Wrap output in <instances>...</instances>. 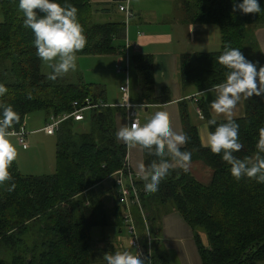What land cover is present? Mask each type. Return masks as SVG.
<instances>
[{
	"label": "trees",
	"instance_id": "obj_1",
	"mask_svg": "<svg viewBox=\"0 0 264 264\" xmlns=\"http://www.w3.org/2000/svg\"><path fill=\"white\" fill-rule=\"evenodd\" d=\"M238 2L176 0L187 20L216 24L220 32L218 51L180 56L179 77L183 86L203 92L222 82L228 69L217 62V57L225 47L240 48L246 59L253 53L259 67L264 66L254 36L257 28L264 27V11L259 14L233 11L234 3ZM58 3L77 9L86 45L76 55L123 53L126 21L94 23L92 0H58ZM260 3L264 9V0ZM0 16V87L4 89L0 93V106L11 105L18 113L19 121L13 129L23 127L27 114L34 111L44 112L47 121L51 114L73 111V102L78 107L86 100L106 104L88 109L81 120L69 118L60 124L55 133L56 164L52 174L23 175L16 162H12L11 180L0 184V264H106L97 255L93 237L96 231L113 224L122 232L120 214L121 209L123 212L126 209L118 203V190L111 175L123 168L127 153L126 144L116 138L124 121V109L107 103L102 86L82 81L68 83L61 77L52 80L41 72L34 34L23 24L18 0H0ZM130 50L131 47L129 53ZM153 65L149 54L137 51L129 54L132 103L144 107L168 101V90L163 89L159 96L154 94ZM243 99V114L232 117L239 125L242 145L234 155L241 160L255 157L260 129L264 128V95ZM197 105L205 122L213 119L202 100ZM179 114L182 130L189 137L181 150L192 154L188 170L170 169L155 193L146 192L144 181L138 179L139 206L136 203L129 206L135 227L129 238L134 235L143 251L149 248L152 264H172L161 249V224L158 227L153 223L177 212L192 232L200 264H264V183L246 176L235 179L222 155L202 146L187 101L179 103ZM86 116L89 129L75 131L74 123ZM214 120L216 125L226 122ZM143 155L146 166L157 160L148 150H143ZM196 162L211 170L208 184L193 177L190 166ZM105 180L112 184L106 192L114 202L111 209L106 207L107 197L100 188ZM133 207L144 232L142 240L132 215ZM201 233L205 235V244ZM129 249L133 250L130 245Z\"/></svg>",
	"mask_w": 264,
	"mask_h": 264
},
{
	"label": "clouds",
	"instance_id": "obj_2",
	"mask_svg": "<svg viewBox=\"0 0 264 264\" xmlns=\"http://www.w3.org/2000/svg\"><path fill=\"white\" fill-rule=\"evenodd\" d=\"M18 9L23 13L24 26L34 34L37 56L51 68L48 78L55 80L74 71L77 67L76 53L86 45L76 7L61 5L58 0H18ZM236 10L244 14L264 11L260 0H239L234 3L233 11ZM217 62L228 71L225 79L214 85L215 99L210 106L215 113L223 114L226 122L216 125V120H207L201 128L202 144L213 154L222 155L235 179L246 176L264 183V128L260 129L255 157L241 160L234 155L242 145L239 142V125L232 119V112L242 96L247 99L253 95H264V66L257 69L240 48L225 47ZM3 91L0 87V93ZM128 107L132 106L129 104ZM201 119H204L203 115ZM18 121L19 115L11 105L0 106V184L11 180L9 168L17 157V149L10 137L15 135L12 129ZM212 125L216 126L210 131ZM116 138L129 147L139 146L141 150H148L157 158L148 166L143 162L136 165V175L144 181V189L148 193L158 191L161 180L170 169L188 170L192 154L182 151L181 146L188 142L189 137L183 130H173L167 111H155L143 124L139 119L123 123L116 132ZM104 260L106 264H146V260L129 250L106 253Z\"/></svg>",
	"mask_w": 264,
	"mask_h": 264
},
{
	"label": "rangeland",
	"instance_id": "obj_3",
	"mask_svg": "<svg viewBox=\"0 0 264 264\" xmlns=\"http://www.w3.org/2000/svg\"><path fill=\"white\" fill-rule=\"evenodd\" d=\"M105 7L108 10H105ZM129 7L132 12V16L128 20V24L125 29H127V36L129 37L128 42L132 44L133 36L136 35V29H141L145 33H151L155 31V28H164L169 25L172 26L178 16L181 15L180 11L176 9L177 4L176 0H130ZM93 16L92 21L94 23H104L109 21H125L123 13L118 11L117 4L109 3V4H94L93 5ZM143 18V19H142ZM1 19V16H0ZM141 20H145L146 22L138 25L136 23H140ZM155 22V23H154ZM142 26V27H141ZM143 28V29H142ZM152 29V30H151ZM260 29H264V27H259L255 30L254 36L257 40L258 48L261 52V57L264 59L263 51V43H264V34L260 33L259 36L257 31ZM141 33V31H140ZM131 34V35H130ZM126 39V38H125ZM218 40H220V33L218 32ZM260 42H262L260 44ZM122 42H117L115 44H121ZM126 44V41L123 42ZM195 45V44H194ZM194 45H189L193 47ZM158 47V46H157ZM214 49H220V45H213ZM132 53V50H130ZM77 67L74 71H69L66 74H62L58 77L64 79V81L68 83H93L94 85L102 86L105 88V98L107 103H121V93L120 86L125 85L126 83V74L125 73H117L116 65L120 60L122 65L125 66V56L122 54H107V55H76ZM247 60L259 66L258 59L254 56V54H250L247 56ZM41 72L45 75H49L51 72V68L48 67L47 63L41 60L40 65ZM134 82L133 73L131 72V86ZM191 103L189 104V108ZM136 111L142 121H146L150 116L146 113L143 107H137ZM88 113H86L87 115ZM44 112L42 111H34L25 117L24 121V131L26 133V140L28 142V149L25 150L18 143V140L15 136H11L10 140L15 145L17 149V157L14 160L16 162L17 168L19 172L23 175H47L52 174L55 171L56 164V142L57 137L55 135H47L44 131H41L37 128H42L44 126ZM192 121L194 124L199 125L204 121L195 118V114L191 113ZM73 128L77 132H86L89 129V116H86L84 120L81 122H75ZM37 129L36 131H33ZM33 131V132H32ZM128 147V150L131 153V158L133 156L134 148L137 147ZM133 160V158H132ZM191 167V166H190ZM192 175L198 181L203 184H208L210 181L211 170L206 168L204 165L199 169L197 166H193L190 168ZM111 181L105 180L102 184L101 191L106 194L107 200L105 202L106 207L111 209L114 206V202L111 198L107 196L106 192L110 191ZM109 190V191H108ZM132 215L135 217V224L137 227V231L142 240L144 236V232L142 226L139 222V215L137 209L133 207ZM126 212L121 209L120 217L123 218L122 224V232L117 231V225L113 224L109 227H105L102 231H96V235L93 237V243L95 245V249L97 255H99V259L101 262H104L105 254H113L116 251L120 250H130L128 239L129 235L126 230V222L125 216ZM133 219V217H132ZM162 225V219H155L153 226ZM147 229V227H146ZM147 232V231H146ZM161 243H163V236L160 232ZM31 237V236H30ZM201 240L205 244L206 238L203 233H201ZM189 243L194 245V250L196 252L195 244L193 243L192 233L188 237ZM126 247V248H125ZM125 248V249H124ZM162 251L166 253L171 262L174 264L179 263V256L175 254L173 250L169 251L166 247H163ZM173 260V261H172Z\"/></svg>",
	"mask_w": 264,
	"mask_h": 264
},
{
	"label": "crops",
	"instance_id": "obj_4",
	"mask_svg": "<svg viewBox=\"0 0 264 264\" xmlns=\"http://www.w3.org/2000/svg\"><path fill=\"white\" fill-rule=\"evenodd\" d=\"M92 3L109 4L113 3V1L92 0ZM177 7L178 8L176 10L180 11L181 15L176 18L177 21H175L172 26L169 27L168 25L164 28H155V31L151 33H145L143 30L135 28L136 35L133 36L132 43H137L139 45L137 52L149 54L153 58L155 96L161 95V91L163 89L168 90V101L144 106V111L148 113L149 116H151L155 111H167L169 113L170 125L173 130H182L179 116V103L181 101H187L190 113L195 114V118L199 120L204 121V119H201L199 115L201 112L197 105V101L200 100L205 103L207 111L213 119H226V117L223 114L215 113L214 110L211 109V101L215 99V92L212 91L213 88L203 92H197L192 87L183 86L179 77V59L183 53L218 51V49L213 48V45H220V40H218L219 28L216 24H203L187 20L178 4ZM104 8L105 7H103V9ZM144 22L146 21L141 20L140 23L138 22L136 24L138 26ZM260 33L264 34V29L257 31L258 36ZM127 39H129V37H127ZM256 40H258V38ZM261 43L262 42H260V44ZM189 45L194 46L190 47ZM262 47V52H264V43ZM262 60L264 64L263 57ZM259 66H257V69H259ZM190 103L192 105L190 106L191 108H189ZM108 104L116 107L119 106L118 104L120 103ZM243 110L244 99L242 96L232 112V117L242 115ZM44 118L45 117H43L45 123L46 121ZM123 120V123H126L125 119ZM140 122L143 124L146 121L143 122L140 118ZM205 123L206 122L204 121L202 124H195L197 126L201 144V128ZM37 129H34L33 131H36ZM132 158L129 151L130 165L133 171L136 172L137 163L143 162L144 158L143 150H141L139 146L134 148ZM193 166H197L201 169L203 165L196 162L192 163L190 168L192 169ZM161 232L164 238L161 249L166 247L169 251L173 250L175 254H178L180 264H200L197 249V253H195L194 245L188 241V237L192 232L177 212H170L162 217ZM172 264H174V262Z\"/></svg>",
	"mask_w": 264,
	"mask_h": 264
},
{
	"label": "built area",
	"instance_id": "obj_5",
	"mask_svg": "<svg viewBox=\"0 0 264 264\" xmlns=\"http://www.w3.org/2000/svg\"><path fill=\"white\" fill-rule=\"evenodd\" d=\"M114 4H117L118 11L123 13L126 26L128 24L129 18L133 15L130 7H129V1L130 0H112ZM127 36V29L125 31ZM126 44L124 45L122 49V55L125 56V66L122 65L121 61L119 60L116 65V72L117 73H125L126 74V83L125 85L120 86L119 90L121 93V103L118 104L120 107L124 109V119L126 123H131L132 120L139 119L140 117L136 111L137 107H143L142 105L134 104L130 100V83H129V48L131 47L132 50L138 51L139 45L137 43H130L128 42L127 37ZM131 105L132 107L129 108L128 105ZM74 109L73 111L69 113H64L62 115H49L47 121L45 122L44 126L40 128L39 130L44 131L47 135H54L60 127V124L69 119L72 118L73 120H81L83 118L84 112L88 109L95 107V106H105L106 104L100 102L99 104H92L89 100H86L85 104L81 107L77 106L76 102L72 103ZM201 117V113H199ZM15 132V136L18 140V143L21 145L23 149L28 148V142L26 140V133L24 131L23 127H20L19 129L15 130L12 129ZM127 146V145H126ZM113 178L114 186L118 190V203L125 207L126 209V215L125 222L127 223V232L128 234H132L135 232V227L133 225V221L130 217L129 213V206L135 205L136 203L139 206V193L140 189L137 185V181L140 177L136 175V172L133 171L131 165H130V159H129V150L127 147V153L125 156V161L123 164V168L118 169L111 175ZM142 211V210H141ZM150 239V238H148ZM148 244H150V241H148ZM129 245L133 248V253L138 254L141 259L146 260V264H152V257L151 252L148 248V251L145 252L141 249L138 239L133 235H130L129 238Z\"/></svg>",
	"mask_w": 264,
	"mask_h": 264
}]
</instances>
